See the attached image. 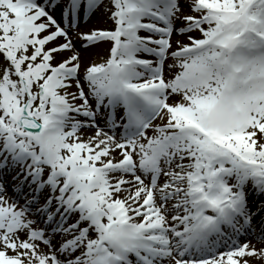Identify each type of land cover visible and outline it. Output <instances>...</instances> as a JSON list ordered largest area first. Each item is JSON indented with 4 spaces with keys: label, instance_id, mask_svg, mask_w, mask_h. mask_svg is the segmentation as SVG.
Listing matches in <instances>:
<instances>
[{
    "label": "snow or ice",
    "instance_id": "1",
    "mask_svg": "<svg viewBox=\"0 0 264 264\" xmlns=\"http://www.w3.org/2000/svg\"><path fill=\"white\" fill-rule=\"evenodd\" d=\"M0 264H264V0H0Z\"/></svg>",
    "mask_w": 264,
    "mask_h": 264
},
{
    "label": "bare ground",
    "instance_id": "2",
    "mask_svg": "<svg viewBox=\"0 0 264 264\" xmlns=\"http://www.w3.org/2000/svg\"><path fill=\"white\" fill-rule=\"evenodd\" d=\"M257 246H259V245H257Z\"/></svg>",
    "mask_w": 264,
    "mask_h": 264
}]
</instances>
